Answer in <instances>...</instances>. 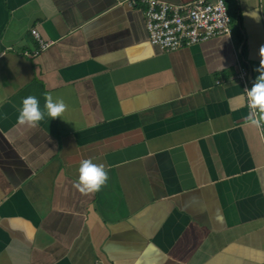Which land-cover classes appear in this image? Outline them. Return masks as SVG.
Here are the masks:
<instances>
[{
    "label": "crops",
    "instance_id": "crops-1",
    "mask_svg": "<svg viewBox=\"0 0 264 264\" xmlns=\"http://www.w3.org/2000/svg\"><path fill=\"white\" fill-rule=\"evenodd\" d=\"M222 1L228 36L162 52L125 0H0V264H264V0ZM45 94L62 117L18 124Z\"/></svg>",
    "mask_w": 264,
    "mask_h": 264
},
{
    "label": "built area",
    "instance_id": "built-area-1",
    "mask_svg": "<svg viewBox=\"0 0 264 264\" xmlns=\"http://www.w3.org/2000/svg\"><path fill=\"white\" fill-rule=\"evenodd\" d=\"M125 5L141 11L147 42L162 52H173L229 34L230 20L222 0H196L184 5L159 0H125ZM30 34L38 40L34 30ZM45 46L41 44V48ZM236 79L245 82L243 69H239Z\"/></svg>",
    "mask_w": 264,
    "mask_h": 264
},
{
    "label": "clouds",
    "instance_id": "clouds-1",
    "mask_svg": "<svg viewBox=\"0 0 264 264\" xmlns=\"http://www.w3.org/2000/svg\"><path fill=\"white\" fill-rule=\"evenodd\" d=\"M259 67L254 69L258 73L247 91L249 112L245 119L253 126L264 129V46L259 49ZM44 110H41L36 96H28L22 100L19 109L17 123L35 127L47 116L50 119L61 118L67 111V104L61 98H55L51 94H45ZM7 119L5 115L3 117ZM79 175L75 187L81 193H94L100 191L108 182L109 174L103 164L93 163L90 159L82 160L78 169Z\"/></svg>",
    "mask_w": 264,
    "mask_h": 264
}]
</instances>
